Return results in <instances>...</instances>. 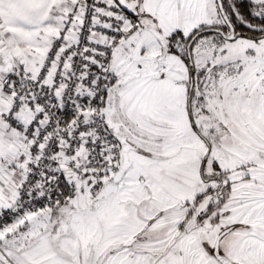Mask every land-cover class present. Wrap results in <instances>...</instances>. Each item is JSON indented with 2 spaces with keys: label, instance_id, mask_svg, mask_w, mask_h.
I'll use <instances>...</instances> for the list:
<instances>
[{
  "label": "snow or ice",
  "instance_id": "6c2138e0",
  "mask_svg": "<svg viewBox=\"0 0 264 264\" xmlns=\"http://www.w3.org/2000/svg\"><path fill=\"white\" fill-rule=\"evenodd\" d=\"M0 264H264V0H0Z\"/></svg>",
  "mask_w": 264,
  "mask_h": 264
}]
</instances>
